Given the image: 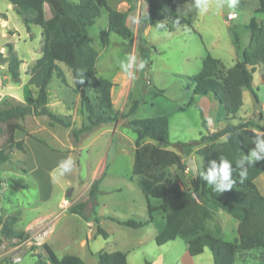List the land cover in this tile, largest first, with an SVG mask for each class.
Masks as SVG:
<instances>
[{
  "label": "rangeland",
  "instance_id": "1",
  "mask_svg": "<svg viewBox=\"0 0 264 264\" xmlns=\"http://www.w3.org/2000/svg\"><path fill=\"white\" fill-rule=\"evenodd\" d=\"M50 1L52 6L57 5V0ZM125 2L130 6L128 11L138 8L140 15L145 13L146 4L143 0H106L109 8L119 11L127 9ZM257 2L240 0L239 4L252 7ZM232 11L225 4L220 12L209 10L201 15L194 0L188 1L179 7L177 15L186 19L189 26L178 27L171 32L165 28L166 21L143 25L135 19L133 12L128 21L133 36L122 41L110 33L106 47H102L100 42V33L107 29L105 11L88 29L87 41L98 54L97 76L113 85L114 109L119 112L126 99L122 112L127 111L132 101L140 103V111L134 119L159 117L161 114H158V110L165 111L170 146L164 147L149 140L142 143L150 151L143 162V174L156 181L168 183L175 174H180L183 179L182 188H188L192 174L185 161L192 159L197 173L202 164L197 150L203 148L204 144L191 146L187 153L189 157L178 152L174 145L198 140L200 135H205L207 131L221 130L225 124L224 110L217 104L211 106V101H214L212 97L193 96L191 79L199 73L207 53L220 59L227 68L234 65L237 60L235 49L224 20V16ZM246 16L243 12L236 20L228 22V26L237 28L242 46L249 40V33L239 24L242 21L248 22ZM260 17L264 21V13L255 15L257 20ZM138 36L145 40L150 66L146 75L137 71L135 66L130 68L129 72L136 76L135 80H130L121 71L117 61L126 60L129 55L139 59ZM8 45L21 61L17 81H13L4 68V64H7ZM42 46L41 28L30 26L27 32L9 1L0 0V106L4 103L24 105L28 95L35 97V88L28 85V73L41 56ZM59 67L68 84H71V73L62 65ZM253 88L259 106L263 107L264 120V85L259 82L257 72L253 74ZM149 90L162 91V95L152 99ZM75 95L77 103L67 107L64 92L60 93V97L48 93V109L69 121L70 128L50 125L45 116H28L19 122L24 131L14 133L16 141L24 142V153L13 150L10 162H23L25 172L10 163L0 167L3 180L0 216H18L19 220L13 229L26 234L27 238H0V264H17L18 260L19 264H34L38 259L45 262L43 244L50 247L57 259L73 255L84 264H98L99 253L116 251L126 255L127 264H213L208 249H204L197 257H191V261L185 259V246L180 239L158 247L155 244L156 230L152 224L131 229L108 219L126 220L138 216L147 220L146 201L137 185L138 176L132 173L135 134L125 128L122 122H118L83 134L75 142L70 130L79 129L85 124L79 94ZM191 98L192 104L187 105ZM152 102L155 103L154 108L149 106ZM259 106L256 108L250 97L245 98L243 107L235 119L230 120V124L238 123L239 118L242 122L246 119L257 120L259 115L255 112L260 111ZM178 107L180 110H177ZM4 140L5 134L0 135V145ZM69 157L74 161L73 168L71 172L60 176L57 166ZM96 179L101 181L94 217L85 221L78 215L70 214L68 208L71 205L87 200L89 187ZM220 198L230 204L225 197ZM85 213H88V209ZM95 218L107 238L95 235ZM214 224L232 242H236L241 234L250 237L259 232L246 224H240L222 211L215 214ZM256 258L264 264V251L241 254L239 264H254Z\"/></svg>",
  "mask_w": 264,
  "mask_h": 264
},
{
  "label": "trees",
  "instance_id": "2",
  "mask_svg": "<svg viewBox=\"0 0 264 264\" xmlns=\"http://www.w3.org/2000/svg\"><path fill=\"white\" fill-rule=\"evenodd\" d=\"M13 10L21 18L27 32L30 26L41 28L43 46L41 56L35 61L28 75V85L36 90V95H28L24 105L4 103L0 106V135L5 134V140L0 145V167L10 163L19 166L22 172L23 162H10L13 150L24 153V142L16 141L14 133L24 131L19 123L25 117L45 116L50 125L58 124L70 128L71 123L64 117L52 113L48 105V85L53 76L59 79L75 94H79V105L85 116V124L79 129H71L75 142L83 134H88L101 126H113L122 122L123 126L135 134L134 159L132 173L138 176L139 186L146 201L147 220L138 216L126 220L108 219L119 225L139 229L152 224L156 230L155 244H164L180 239L187 254L196 257L208 249L213 264H239V256L249 252L264 251V232L255 237L240 236L236 242L228 240L222 229L214 224L218 211L230 215L236 221H242L250 216L254 221L264 222V198L259 194L254 179L264 172V160L252 162L245 159L251 147H256L257 134L254 130L262 128L251 121L239 122L235 125L227 123L221 130L208 136L201 135L198 140L189 143H177L174 147L186 155L191 146L204 144L197 152L202 158L201 169L197 173L207 174L211 167L210 161L217 165L221 158L231 161L233 169L231 178L235 181L232 189L216 192L213 186L192 174L188 188H182L183 179L175 174L168 183L159 182L143 174V162L149 156V150L142 146L144 140L157 142L164 147L170 146L169 128L166 115L133 119L139 108V101L134 100L126 112H117L111 101L112 83L99 78L96 71L98 54L88 41V29L95 24L102 12L107 13V29L100 33L102 47L108 45V35L113 33L122 41L133 36L126 25L127 12L112 10L106 0H57L52 6L50 0H8ZM147 4V12L140 16L139 22L151 25L154 22L166 21V30L189 26V22L177 15V9L193 0H143ZM256 13L264 12V0H258ZM179 20V23L176 21ZM249 33L248 44L242 49L239 32L235 26H228L232 45L238 56L235 64L226 68L221 61L207 54L202 60L201 69L191 82L193 96L207 97L220 105L228 121L235 119L242 106V91L248 90L257 101L253 88V74L258 73L260 82L264 85V24L257 23L253 18L242 27ZM139 59L146 61L140 72L144 75L150 66L149 50L145 40L137 38ZM7 73L13 81L19 78L21 61L8 45ZM62 65L71 73V84H68L65 74L59 67ZM83 78V83H79ZM149 96L154 99L162 95V91L149 90ZM191 98L188 105H191ZM204 126V122H203ZM226 139V143L223 141ZM222 140V141H221ZM186 162V161H185ZM186 164V163H185ZM247 170V177L241 179L239 173ZM100 179L94 180L88 190L86 201L71 205L68 212L78 215L85 221L94 217L97 207ZM3 180L0 177V191ZM220 197H225L227 204ZM88 209V213H85ZM18 216H0V238L5 240L27 238L26 234L16 232L13 225ZM95 235L107 238V234L98 225L97 218ZM46 261L38 259L34 264H84L77 256L67 255L57 259L47 244L42 245ZM263 264L258 258L256 262ZM98 264H127L126 255L116 251L99 253ZM243 264V263H242ZM256 264V263H254Z\"/></svg>",
  "mask_w": 264,
  "mask_h": 264
},
{
  "label": "clouds",
  "instance_id": "3",
  "mask_svg": "<svg viewBox=\"0 0 264 264\" xmlns=\"http://www.w3.org/2000/svg\"><path fill=\"white\" fill-rule=\"evenodd\" d=\"M240 0H194L195 7L198 9L199 14L203 15L212 10L214 12H220L222 10V6L225 4L229 9H233L231 14L228 16V19H236L238 13L235 11L239 4ZM179 23V20L176 21ZM163 27V25H158ZM121 71L130 79L135 80V74L129 72V69L133 66L136 67L137 71H141L144 69L146 65V61L143 59H138L135 55H129L126 60H118L117 61ZM83 78H81L79 83H83ZM257 133V142L256 147L260 153H264V141L259 140L260 135H264V133H260L257 130H254ZM225 143L226 139L223 140ZM247 161L251 164L254 161L261 160V156L258 154L257 150H252L245 157ZM211 167L208 168L207 174L197 173L201 176L202 179L206 180L209 185L213 186L214 191L223 192L224 190L232 189L235 181L231 178V172L233 169L230 167L231 161L226 158H221L219 165L215 161H210ZM74 161L71 157L66 158L59 162L57 168L60 176H63L66 173L71 172L73 168ZM241 179L247 177V170L241 171L239 173ZM19 264V260L17 261Z\"/></svg>",
  "mask_w": 264,
  "mask_h": 264
},
{
  "label": "crops",
  "instance_id": "4",
  "mask_svg": "<svg viewBox=\"0 0 264 264\" xmlns=\"http://www.w3.org/2000/svg\"><path fill=\"white\" fill-rule=\"evenodd\" d=\"M258 1V0H257ZM126 4V7L127 9L124 10V11H119L116 9V11H119V12H127V18H126V25L128 26V21H129V17H130V14H133V12H135V19L138 21L139 18H140V12H139V9L136 8V9H132L130 11H128V9L130 8V6L127 5V3L125 2ZM146 4V3H145ZM259 7V3L257 2V4L255 5H252V7H248V5H245V4H238L237 8L235 9V11L238 13L237 15V18L238 16H240L243 12H245V14H247L246 18H248V22L247 21H242V24L239 23L240 25L242 26H245L249 23V21L253 18L257 23H262L264 24V21L261 19V17L257 20L255 18V15H259V13H256V10L258 9ZM179 9V8H178ZM177 9V10H178ZM147 12V4H146V8H145V13ZM144 13V14H145ZM264 13V12H262ZM251 16V17H250ZM250 17V18H249ZM236 18V19H237ZM236 19H232L230 22L236 20ZM245 19V18H244ZM224 20H225V24L226 26L228 27V22L224 16ZM242 20V19H241ZM248 44V43H247ZM247 44L245 46H242V49L245 48L247 46ZM208 54V53H207ZM206 54V55H207ZM234 55H235V60L237 59L238 60V56L236 54V52L234 51ZM214 58V57H213ZM216 59V58H215ZM220 61V59H218ZM236 60V61H237ZM235 61V62H236ZM235 64V63H234ZM227 68V67H226ZM230 68V67H229ZM259 82H260V79H259ZM261 83V82H260ZM113 89H111V101L112 103L115 104V102H113ZM48 92H52V94H55V95H58L60 97V93L61 92H64L65 96H64V103L66 104L67 107H70L74 104L77 103L78 101V98L77 96L75 95L74 92H72V90L68 89L59 79H57L55 76L52 77L49 85H48ZM247 97H250L252 99V102H253V105L257 108V106H259V103H258V99L257 101L254 99L252 93L248 90H243L242 91V106L241 108L243 107L244 103H245V98ZM113 104V106H114ZM125 104H126V99L123 100V105L122 107L118 110L119 112H122L123 109L125 108ZM218 105V103H216L215 101H211V106H214L215 105ZM188 105V104H187ZM151 108H154L155 107V103L152 102V104L149 105ZM240 108V109H241ZM239 109V110H240ZM259 110H256L255 113H257L259 116L258 119H253V120H243L244 122L246 121H251L253 123H256L257 125H259L262 129L259 131L260 133H264V120H263V115H262V110H263V107H260L259 106ZM177 110H180V107H178ZM140 110H137L135 115L132 117L134 119V117L136 116V114L139 112ZM165 111L163 109L161 110H158V114H161L160 116L162 115H166L164 114ZM225 113V112H224ZM237 115V114H236ZM204 122L206 123V120L204 119ZM239 122H242V120L239 118ZM238 122V123H239ZM229 123L230 124V121L227 120L226 116H225V124L224 126ZM237 124V123H236ZM235 125V124H234ZM223 126V127H224ZM215 131H207V133L204 135V136H208L209 134L213 133ZM257 134V133H256ZM201 136V135H200ZM200 138V137H199ZM259 140L261 141H264V135H260L259 136ZM252 150H257L258 151V154L261 156V160H264V153H260L259 150L257 149V147H251L248 154L250 153V151ZM260 161V160H259ZM254 162H258V161H254ZM254 184L259 192V194L264 198V172L262 174H260L258 177H256L254 179ZM225 202V200H223ZM226 203V202H225ZM252 218L250 216H247L245 217L242 221H239L240 224H246L248 226H250V228L252 230H257L259 231L258 233H254V235L250 236V237H255L257 236L258 234L264 232V222H258V221H254L253 219L251 220ZM261 226V227H260ZM240 236H245V235H240ZM186 251V250H185ZM197 257V256H196ZM184 258L187 259V260H190L191 261V257L186 253H184ZM256 264H259L258 261L256 262Z\"/></svg>",
  "mask_w": 264,
  "mask_h": 264
},
{
  "label": "water",
  "instance_id": "5",
  "mask_svg": "<svg viewBox=\"0 0 264 264\" xmlns=\"http://www.w3.org/2000/svg\"><path fill=\"white\" fill-rule=\"evenodd\" d=\"M223 9H224V11H226L225 7ZM4 68L7 69V64H4ZM185 163H186V166L188 167V169L190 170V172L195 175L196 174V169L194 167L193 160L192 159H187Z\"/></svg>",
  "mask_w": 264,
  "mask_h": 264
},
{
  "label": "built area",
  "instance_id": "6",
  "mask_svg": "<svg viewBox=\"0 0 264 264\" xmlns=\"http://www.w3.org/2000/svg\"><path fill=\"white\" fill-rule=\"evenodd\" d=\"M231 13H228L226 16H225V18H226V20L227 21H231L232 19H228V16L230 15Z\"/></svg>",
  "mask_w": 264,
  "mask_h": 264
}]
</instances>
